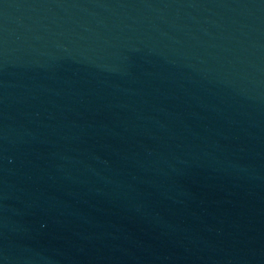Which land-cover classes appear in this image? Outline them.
<instances>
[{"label": "water", "instance_id": "1", "mask_svg": "<svg viewBox=\"0 0 264 264\" xmlns=\"http://www.w3.org/2000/svg\"><path fill=\"white\" fill-rule=\"evenodd\" d=\"M0 264H264V0H0Z\"/></svg>", "mask_w": 264, "mask_h": 264}]
</instances>
